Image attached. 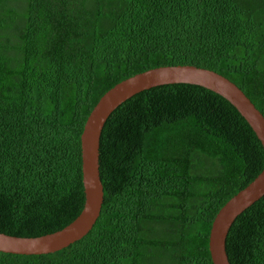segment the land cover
I'll use <instances>...</instances> for the list:
<instances>
[{
  "label": "trees",
  "instance_id": "obj_1",
  "mask_svg": "<svg viewBox=\"0 0 264 264\" xmlns=\"http://www.w3.org/2000/svg\"><path fill=\"white\" fill-rule=\"evenodd\" d=\"M194 65L264 114V0H0V232L62 230L85 201L81 136L102 96L138 73ZM102 212L48 254L0 264H214L221 208L264 169L237 108L200 85L137 93L101 138ZM231 264H264V196L227 238Z\"/></svg>",
  "mask_w": 264,
  "mask_h": 264
},
{
  "label": "water",
  "instance_id": "obj_2",
  "mask_svg": "<svg viewBox=\"0 0 264 264\" xmlns=\"http://www.w3.org/2000/svg\"><path fill=\"white\" fill-rule=\"evenodd\" d=\"M175 83H189L210 89L229 100L247 120L264 146V114L247 94L226 76L194 65L161 66L138 73L105 93L91 111L81 136L83 181L86 201L80 215L68 226L38 237L0 232V251L14 254H48L62 250L86 236L99 219L105 201L101 177V138L113 114L128 99L146 89ZM264 196V169L245 189L232 197L217 214L210 235L214 264H231L227 238L234 222Z\"/></svg>",
  "mask_w": 264,
  "mask_h": 264
}]
</instances>
